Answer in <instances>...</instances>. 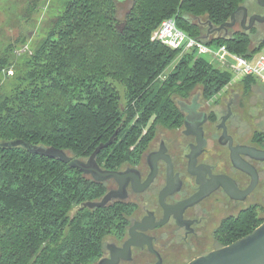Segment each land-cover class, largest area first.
Returning <instances> with one entry per match:
<instances>
[{
  "label": "trees",
  "instance_id": "16d2710c",
  "mask_svg": "<svg viewBox=\"0 0 264 264\" xmlns=\"http://www.w3.org/2000/svg\"><path fill=\"white\" fill-rule=\"evenodd\" d=\"M250 0H64L31 52H0V142L22 140L55 146L115 169L135 163L157 129L180 125L176 100L198 92L211 100L229 82L230 71L194 49L179 55L152 31L172 17L205 44H224L250 57L264 47L259 26L207 33L228 21ZM242 12L236 15L240 20ZM17 40V39H16ZM25 42V37L21 42ZM169 66H171L169 68ZM11 69L12 74L7 70ZM243 90L258 79H239ZM79 169L22 145H0V264H91L105 238L121 235L127 214L122 202L79 207L105 192Z\"/></svg>",
  "mask_w": 264,
  "mask_h": 264
},
{
  "label": "flooded vegetation",
  "instance_id": "af4514ba",
  "mask_svg": "<svg viewBox=\"0 0 264 264\" xmlns=\"http://www.w3.org/2000/svg\"><path fill=\"white\" fill-rule=\"evenodd\" d=\"M254 4L249 14H262ZM246 101L176 100L180 125L157 129L135 163L109 169L126 175L103 181L116 193L108 203L128 210L126 223L93 264H187L264 221V159L250 155L264 150V100Z\"/></svg>",
  "mask_w": 264,
  "mask_h": 264
},
{
  "label": "water",
  "instance_id": "95a60500",
  "mask_svg": "<svg viewBox=\"0 0 264 264\" xmlns=\"http://www.w3.org/2000/svg\"><path fill=\"white\" fill-rule=\"evenodd\" d=\"M255 3L264 8V0H255ZM240 11L242 12V16L240 20L237 21L236 15ZM262 22H264V10L262 14H249V8L245 5H240L231 13L228 21H225L216 27H212V25L209 24L207 33L223 31L226 35L228 29L232 28L236 23H238L241 28L248 30L253 27L255 23ZM117 131L118 130H115L107 142L98 144L86 159L73 158L65 150L55 146L31 145L22 140L0 142V145H22L31 152L58 159L67 163L70 167L79 169L84 175L89 176L95 182H103L109 178L121 181L126 177L125 173L104 169L96 161V155L100 149L106 147L113 141ZM246 150L249 149L246 148ZM250 155L255 158L264 159V150L252 149ZM231 159L237 167L250 171L251 166L238 155L234 154V152L231 154ZM114 196H116L114 191H107L99 199L85 201L81 203L79 207H102L105 206ZM104 261L105 260L100 259L98 260V264H103ZM187 264H264V221L241 238L226 246H222L206 253L205 255L199 256Z\"/></svg>",
  "mask_w": 264,
  "mask_h": 264
},
{
  "label": "rangeland",
  "instance_id": "374dc122",
  "mask_svg": "<svg viewBox=\"0 0 264 264\" xmlns=\"http://www.w3.org/2000/svg\"><path fill=\"white\" fill-rule=\"evenodd\" d=\"M250 1L253 3L252 9L255 8V0ZM63 7L64 0H0V52L8 44L12 45L11 48L16 54L23 51L31 52V47L36 45L45 35L47 29L51 26L52 19ZM238 27L239 24L237 23L229 29ZM259 28H261L258 31L259 36L256 35L258 38L261 37L260 33L263 29L261 26ZM22 37H25V42H21ZM204 57L210 59L207 55H204ZM7 73L12 74V70L8 69ZM0 81L3 84L2 92L4 93L9 83L5 80ZM260 83L264 85V83ZM191 99L202 100L198 92H194L187 100ZM211 100H239L241 106L246 107V100H251V102L264 100V89L255 85L250 90H243L239 79H230L225 87Z\"/></svg>",
  "mask_w": 264,
  "mask_h": 264
},
{
  "label": "built area",
  "instance_id": "2783aa9c",
  "mask_svg": "<svg viewBox=\"0 0 264 264\" xmlns=\"http://www.w3.org/2000/svg\"><path fill=\"white\" fill-rule=\"evenodd\" d=\"M151 39L179 50V55L194 49L196 57L209 56V63L231 72V80L251 75L264 83V47L252 56L245 57L230 51L224 44H205L180 29L172 17L161 20L152 31Z\"/></svg>",
  "mask_w": 264,
  "mask_h": 264
}]
</instances>
